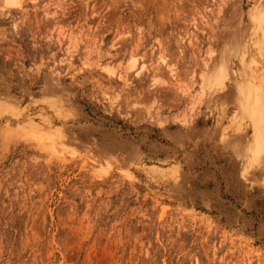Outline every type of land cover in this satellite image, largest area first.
Wrapping results in <instances>:
<instances>
[{
    "label": "rangeland",
    "instance_id": "rangeland-1",
    "mask_svg": "<svg viewBox=\"0 0 264 264\" xmlns=\"http://www.w3.org/2000/svg\"><path fill=\"white\" fill-rule=\"evenodd\" d=\"M260 99L264 0H0V264H264Z\"/></svg>",
    "mask_w": 264,
    "mask_h": 264
},
{
    "label": "bare ground",
    "instance_id": "bare-ground-1",
    "mask_svg": "<svg viewBox=\"0 0 264 264\" xmlns=\"http://www.w3.org/2000/svg\"><path fill=\"white\" fill-rule=\"evenodd\" d=\"M249 106V104H248ZM250 107V106H249ZM248 107V108H249ZM250 109V108H249ZM254 119L256 120L257 124H258V127L260 129V132H259V136L257 137V146H256V151L259 150V149H262L260 148L261 147V144H260V135H261V132L263 131L264 133V100L263 99H260L258 100V103L257 105H255V110H254ZM263 137H262V141L264 143V134H262ZM263 145V144H262ZM258 154V153H257Z\"/></svg>",
    "mask_w": 264,
    "mask_h": 264
}]
</instances>
